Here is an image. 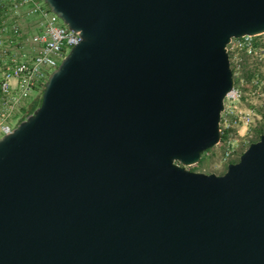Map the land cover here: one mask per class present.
I'll return each mask as SVG.
<instances>
[{
  "label": "water",
  "instance_id": "obj_1",
  "mask_svg": "<svg viewBox=\"0 0 264 264\" xmlns=\"http://www.w3.org/2000/svg\"><path fill=\"white\" fill-rule=\"evenodd\" d=\"M79 42L0 137V264H264V133L221 175L225 45L264 0H42Z\"/></svg>",
  "mask_w": 264,
  "mask_h": 264
},
{
  "label": "built area",
  "instance_id": "obj_2",
  "mask_svg": "<svg viewBox=\"0 0 264 264\" xmlns=\"http://www.w3.org/2000/svg\"><path fill=\"white\" fill-rule=\"evenodd\" d=\"M79 40L77 32L63 25L42 0H0V137L11 132L10 117L26 108ZM225 53L232 87L223 99L219 140L213 146L223 159L234 151L233 133L244 137L252 116H257L258 109L240 108L244 96L264 98V76L254 73L258 64H264V33L231 38ZM242 145L249 143L243 140Z\"/></svg>",
  "mask_w": 264,
  "mask_h": 264
},
{
  "label": "rangeland",
  "instance_id": "obj_3",
  "mask_svg": "<svg viewBox=\"0 0 264 264\" xmlns=\"http://www.w3.org/2000/svg\"><path fill=\"white\" fill-rule=\"evenodd\" d=\"M258 67L255 68L254 73L258 76V78H262L264 76V64L260 63L258 64ZM246 82L247 83L249 82V78L246 79ZM251 90H254V88H251ZM241 103H242L240 105L241 109L252 107L255 110L256 109L258 110H256L257 116H252L251 126L249 127L244 137H242L239 134H236L235 132L233 133L232 136H234V140H233L234 151L228 157L223 159L220 156L221 152L212 147L208 149L206 154L201 155L199 163L196 166H191L189 168V171L199 172L204 174H214V175L223 174L226 170V166L228 164L237 162L240 154L249 146V145L247 147L243 146L242 145L243 140L251 144L253 142H256L259 136L264 133V98H260V97L249 98L247 96H244ZM27 116L28 115H26L25 109L23 108L10 117L9 121L7 122V125L11 129H13L19 124V122L24 120Z\"/></svg>",
  "mask_w": 264,
  "mask_h": 264
},
{
  "label": "trees",
  "instance_id": "obj_4",
  "mask_svg": "<svg viewBox=\"0 0 264 264\" xmlns=\"http://www.w3.org/2000/svg\"><path fill=\"white\" fill-rule=\"evenodd\" d=\"M40 92L36 93L25 108L26 115L31 114V112L39 105L40 102ZM21 121V120H20Z\"/></svg>",
  "mask_w": 264,
  "mask_h": 264
}]
</instances>
